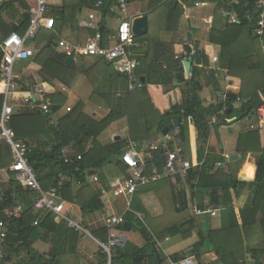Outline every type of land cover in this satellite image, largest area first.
I'll return each instance as SVG.
<instances>
[{"label":"crops","instance_id":"obj_1","mask_svg":"<svg viewBox=\"0 0 264 264\" xmlns=\"http://www.w3.org/2000/svg\"><path fill=\"white\" fill-rule=\"evenodd\" d=\"M2 1L3 0H0L1 4ZM37 1L38 0H36V3L32 4L28 0H25L29 7L32 5L35 6ZM48 1L53 9L56 8V11L51 14L56 20L59 18V12H61L65 6V0ZM83 1L88 2L90 0ZM120 1L121 0L118 2ZM218 1L222 3L220 9L217 8V3H211L209 0H196V3L191 7L186 6L184 8L183 17L180 19L178 25L174 24L171 26V30H166L165 27H162V24L155 26V24L151 22V26H149V23V27L147 26L148 32L150 30L149 36H147L148 33L141 37L135 36V41L139 46L136 50V54L138 58L142 60L141 67L137 70L138 76L141 79L145 78V96L150 97L153 104L151 107L152 110L149 112V114H151L149 116L151 123H147L146 128L141 126L137 128L136 131L132 130L128 113L131 109L141 107L142 104L138 99L140 92L130 91L129 77L120 71L119 66L116 64H110L98 58H84L69 65L66 63L67 59L55 53L54 60L56 62H63L66 66L71 68L70 72H72V76L69 78V83L71 84L70 89H66L63 84L57 81H55V83L43 82L42 78L37 73L33 74V77L29 76L26 80L24 79L26 86L45 85L48 91L53 95L56 93H64L67 95V101L64 105L49 116L51 125L55 128L58 127L56 125H59L60 120L70 114L79 104L83 105L85 115L98 122L106 119L112 112L119 113L122 116L97 138V141L103 148L112 152L120 149L121 154L110 157V163L101 171L95 174L89 173L85 184L72 183V194L68 197L72 198L75 202L80 200L79 202L84 203L88 201L92 192H97L99 194V201L101 202L102 191L106 190L109 194V201L112 203L105 206L103 202H101L103 205L101 210L84 215L77 204L70 202V199L62 195L63 187L59 193V198L61 202L64 203L62 216L48 210L38 212L34 210L35 220L38 219L40 225L47 216L52 213L56 225L67 224V228L75 233L76 237H74L71 242L70 253L61 258V264H101L103 254L98 244L107 240L106 220L112 215L127 214L128 212L126 199L115 198L113 196V190L126 179V172L122 171L118 164L121 162L120 157L123 151L131 141L155 142L165 134H176V139L184 150V159L190 162L194 169L204 168L207 164V159L211 157L215 159V161L209 164L212 167L211 174H216L221 170L235 178L238 182L247 184V187L242 190L236 203L235 209L238 212V216L240 211H244L251 206L252 188L249 185L256 179L257 163L260 159V154L257 153L259 152L257 150L259 148L264 149L263 114L257 113L253 114V116L245 114L240 117L239 121L231 125L221 126L218 125L220 120L217 116L209 115L206 119V122L209 124V138L207 143L203 144L199 141L198 132L195 127H193L190 129V141L187 150L181 141L177 121L172 120L162 131L159 130L162 121L166 120L164 119L165 114L171 111L172 93H175L176 90L180 92V89L187 91L186 87L190 80L191 69L193 67L200 68V75L197 81L203 87L200 98L205 107L210 108L211 105H213L217 112V108L225 103L230 93L229 86L231 80L230 83L227 84L222 74H220V77L217 79L214 77V72L217 68L227 69L229 71V62L223 59L222 47L220 44H213L211 38L214 29L225 30L226 25L236 24L231 21V17L236 16L235 13H229L225 8L237 0ZM130 7H135L132 12H139L141 16L147 17L143 10V0H134L128 3L127 10ZM15 8V14L13 11L2 13V16L9 24H19L22 14L25 13V10L19 3L15 4ZM93 11H96L97 19L100 21L102 14L99 9L85 8L78 15V22L82 25L88 24L89 15ZM135 13L132 14L134 15ZM13 15L16 16L13 18ZM123 15H125V17ZM126 17H128L127 13L122 14L119 11L118 3L116 6V13L113 16H109L105 22L107 24V27H105L107 34H114L119 24L126 19ZM190 24L192 27L198 29L197 36L193 38L192 42L188 40ZM70 30H72V28L69 24L64 28L63 34L69 36V33L71 34ZM70 36L74 39L76 35L72 33ZM61 39L68 41L64 37ZM261 45L264 52V39L262 37ZM187 47H191L193 49L191 52L194 54L188 59L195 57L196 49H200L204 55L202 66L193 64L190 72H188L186 68L183 69L184 63L188 59H176V56H180V58L183 57L184 52L187 51ZM213 57L218 58L217 63L213 62ZM19 66L21 71L19 74L23 75V69L21 65ZM76 66L77 68H75ZM180 76H182L183 80ZM232 81L235 94L240 95L243 83L242 80L239 78H232ZM3 83L5 84V82ZM238 98L240 99L241 97ZM65 107L67 108L64 112ZM241 107L242 102H238L237 100L234 104V108L236 111H239ZM26 110L27 108L25 107L17 108V111L23 112ZM146 134L148 135L147 137L140 140L136 139ZM247 134L258 135V139L256 140L259 144L256 143V145L253 146L251 142L247 144V148L244 147V149H240L239 139L241 136H246ZM39 139L44 141L43 136ZM25 141L30 143L31 147L36 144V141H32V145L29 139ZM92 146V142L89 143L87 151L92 149ZM78 148L79 146L75 144L64 148L63 154L65 159L82 156ZM201 149H204V156H202L203 159L200 161L198 156ZM245 149L246 152L244 151ZM218 163L222 164V166L218 169H214ZM95 177L99 178L98 182L94 180ZM65 178L67 179L64 182V186L72 182L69 177ZM13 180H16L15 174L10 172V169L0 171V186L3 192H9L12 189ZM85 191L86 193L83 194ZM14 196L16 200H19V195L15 194ZM211 199L212 195L210 189H201L195 192L187 183V179L184 176H179L176 180L165 179L141 187L132 200V207L134 204H139L138 206L141 211H134L131 207V212L133 211L134 214L137 213L142 216V218L139 219L146 225L148 236L153 238V241L148 245L147 239L144 238L141 233L137 231L128 232L120 228L129 239L123 251V259L120 264H164L166 261H168L169 264H183L185 261H191L192 264H205V259L209 260L207 264H215L218 259L215 252L203 255L200 258L195 257L191 253L194 245L199 242V236L202 232L208 234L209 232H220L223 229V208L222 206L216 207V204ZM56 203L58 202L56 201ZM182 203H185L186 207L189 208L190 215L197 222V227L193 231L192 237L189 239H184L182 237H167L164 240L157 239L155 229L162 230L164 228L162 224L163 221L161 220L168 212L172 213L175 210H179ZM198 210L202 211V213L198 214ZM66 219L78 223L82 230L79 231L71 228ZM33 223L32 227H34ZM203 223L207 224V230L204 229ZM51 236L52 234L43 237L32 245V250L38 259L41 257L48 258L50 256L52 250ZM85 237H88L95 243V249H93L90 243L84 241ZM152 243L156 245L160 258H157L156 255H150L154 253ZM3 247L6 256V252L8 251L6 241ZM244 247L246 248V254L245 261H243L242 264H254L255 259L253 257V251L264 249V237L260 228L256 232L255 237H253L250 242L246 243ZM145 248L147 249L146 259L139 261L137 258L138 256H135V254ZM173 256H184L185 260L175 263L172 260ZM259 258L264 264L263 254H261ZM29 260H34V257L28 252H23L21 255L14 257L13 261L9 263L6 262V264L28 263Z\"/></svg>","mask_w":264,"mask_h":264},{"label":"trees","instance_id":"obj_2","mask_svg":"<svg viewBox=\"0 0 264 264\" xmlns=\"http://www.w3.org/2000/svg\"><path fill=\"white\" fill-rule=\"evenodd\" d=\"M118 1L90 0L84 2L83 0H65V6L59 12V18L55 20L54 31L41 30L34 42H28V46L35 43L38 53L29 60L20 63L24 79L26 80L29 76L33 77V74L37 73L43 82L55 83L57 81L63 84L66 89H70L71 68L63 62L60 63L54 60L55 52L50 45L54 40L63 37L73 44H85L88 37L94 36L98 30L97 28H89L88 24H80L77 18L83 9H94L99 2H102L99 11L102 14L103 21L98 28L106 35L105 27H107V24L105 22L109 16L116 13ZM126 1L131 3L134 0ZM209 1L217 3L218 9L222 7V3L218 0ZM16 3L21 5L25 13L22 14L19 24H9L2 13L13 11L15 14ZM194 3H196V0H143V10L148 17L149 26H151V18L157 16L160 25L162 24V27H165L166 30H171V26L178 25L183 17L184 8L186 6L191 7ZM225 9L229 13H235L238 23L226 25L225 30L214 29L211 38L213 44H220L223 59L229 62L228 69L231 84L229 86L230 93L225 103L217 108V112H213L211 108L204 106L200 98L203 87L197 81L200 68L193 67L186 87L187 91L180 89L179 92V90L174 89L176 92L172 93L171 111L165 114L164 119L166 120L162 121L159 128L162 131L172 120L177 121L179 125L182 123L179 127V134L186 150L189 148L190 129L193 127L198 132L199 141L203 144L207 143L209 138L207 116H217L220 120L218 124L220 126L231 125L239 121L242 115L253 116L252 111L257 110L262 104L258 92L264 88V52L259 36L260 28L257 25L261 15L257 10V0H237ZM30 10L31 7L26 4L25 0H11V2L4 5L0 3V67L4 55L1 48L2 43L12 33L25 36L30 27ZM15 16L13 15V18ZM69 24L72 28L70 30L71 34L76 35L74 39L70 36V33L69 36L63 34L64 28ZM149 35L150 30L147 36ZM186 49L190 52L193 50L191 47ZM139 61L142 64V60L139 59ZM232 78H239L243 82L240 95L235 94ZM25 84L21 88L22 93H26L29 89ZM5 88L6 85L0 82V94L5 92ZM138 92H140L138 99L142 105L140 108L129 110L128 113L134 131L141 126L146 128L147 123H151L149 112L153 106L151 98L145 96V88ZM238 97H241L242 107L239 111H236L234 104L239 99ZM4 98V95H0V111L4 105ZM245 99L250 100V102L245 104L243 102ZM48 100L52 112H55L67 101V95L64 93L53 95L49 92ZM182 111H184V115L181 114ZM12 116L10 126L16 132L17 137L23 141L26 139L31 142L36 141L35 145L32 142L33 147L32 153L29 155V162L36 170L38 181L44 192H49L52 187H56L62 177H69L72 182L66 184L62 192V195L68 198L72 194V183L85 184L89 173L95 174L101 171L110 163V157L121 154L120 149L112 152L103 148L97 141V138L112 123L122 117L119 113L112 112L106 119L98 122L85 115L83 105L79 104L70 114L60 120L57 128L51 125L49 116H44L29 109L22 112L17 111L16 108ZM41 136H43L44 141L39 139ZM147 136V134L141 135L136 139L140 140ZM256 139H258V135L255 134L241 136L239 148H247V144L251 142L255 146L258 143ZM91 142L92 149L87 151V147ZM28 144L31 146L30 143ZM72 144L79 146V153L82 154L81 161L70 163L65 159L63 150ZM244 151L246 152V149ZM257 151H259L257 153L260 154V159L257 163L256 179L249 185L252 188V203L249 208L240 211L239 216L235 207L242 190L247 187V184L238 182L221 170L216 174H211L212 167L209 164L215 161L211 157L207 159L204 168H193L188 172L187 183L192 190L196 192L201 189H210L211 200L216 204V207L222 206L223 208V229L220 232H209L208 234L202 232L199 236V242L192 248L191 253L195 257L200 258L203 255L215 252L218 257V264H242L245 261V244L255 237L259 228L264 237V149L259 148ZM202 156H204V149L199 151L200 161L203 159ZM13 158L11 148L4 142H0V171L9 170L14 163ZM118 166L126 172V168L121 162ZM85 193L86 191L83 194ZM15 194L19 195V200L13 197ZM91 195L88 201L84 203L79 202L80 200L75 202L72 198L68 199H70V202L77 204L81 212L86 215L101 210L103 207L99 201V194L92 192ZM40 197L38 192L26 188L22 182L17 180L12 181V189L9 192H3L0 186V223H5L8 231L6 240L8 251L5 258L0 259V264L13 261L14 257L21 255L23 252H28L34 257V260L22 264H61V258L70 253V245L76 237L75 233L67 228V224L56 225L52 213L47 216L39 227H32L35 220L34 206ZM20 205L23 207L21 211L19 210ZM138 205L134 204L132 210L141 211ZM125 219L126 223L122 226V229L128 232L137 231L141 233L147 239V244L150 245L149 243L153 241V238L148 236L147 227L141 219L133 211L127 212ZM161 221H163L164 228L162 230L154 228L156 237L159 240H164L167 237L189 239L197 227V222L190 215L189 208L186 207L185 203L181 204L179 210L172 213L168 212ZM50 234H52L50 256L38 259L32 250V245ZM123 251L124 249L116 251L115 261L117 264H120L123 259ZM146 253L147 249L145 248L137 252L135 256H138L139 261L144 260L146 259ZM261 254L264 256V249L253 251L254 264H263L259 258ZM172 260L178 263L185 260V257L173 256ZM104 261L103 256L101 264H104Z\"/></svg>","mask_w":264,"mask_h":264},{"label":"built area","instance_id":"obj_3","mask_svg":"<svg viewBox=\"0 0 264 264\" xmlns=\"http://www.w3.org/2000/svg\"><path fill=\"white\" fill-rule=\"evenodd\" d=\"M102 2L97 3L96 9H100ZM128 2L121 0L119 2V11L122 14L127 13ZM257 10L260 12V18L257 23L260 28L259 36L264 38V0H257ZM54 12L53 7L48 0H38L36 6L31 7L30 27L25 36L18 33L10 34L2 43L3 59L0 67V82H5L6 90L4 92V105L0 111V142H4L9 146L13 153L14 163L10 167V172L15 174L17 181L40 194V199L34 206L35 211L48 210L62 216L64 203L59 198V193L64 187L67 178L62 177L56 187H53L49 193L44 192L39 181L38 175L34 167L29 162V155L32 153V147L17 137L16 132L10 126L12 115L18 107H25L31 111L38 112L44 116H50L52 109L49 105V91L45 85L28 86L26 93L21 92L24 85V77L22 74H16L17 64L27 61L34 57L38 51L35 45L28 46V42H34L41 30L54 31L56 22L51 16ZM141 17L139 12L133 16L124 19L114 34L108 33L104 35L99 30V24L103 18L98 21L96 11H93L88 18V27L97 28V33L89 37L85 44H73L62 39H56L50 45L51 49L63 56L65 59H72L77 62L84 58H98L107 63L116 64L120 71L126 74L130 80V91L136 92L144 89L145 84L137 74V70L141 67V63L136 54L138 44L135 41L133 32L134 21ZM231 21L237 23V17L232 16ZM193 52L186 51L183 57L176 56V59H188ZM213 62L217 63L218 58L213 57ZM220 74L224 76V81L229 84L230 76L227 69L217 68L214 77L217 79ZM258 96L262 104L257 109V113L264 115V89L258 92ZM238 102H242L238 99ZM248 104L250 100H244ZM181 114H185L184 111ZM216 121V120H215ZM182 125V123L180 124ZM178 124V127H180ZM58 126V124L56 125ZM177 135L165 134L155 142H137L131 141L121 155V162L126 168V179L113 190L115 198H125L127 201V211L131 212L132 200L136 196L137 191L146 185L156 183L165 179L176 180L179 176L188 177V172L193 169L190 162L183 157L184 150L176 139ZM82 156L76 158H66L70 163L81 161ZM222 164L218 163L214 169H218ZM96 182L99 178L95 177ZM13 197H15L13 195ZM101 202L105 206L110 205L109 194L106 190L102 191ZM56 201L58 203H56ZM61 202V203H59ZM23 207L20 205L19 210ZM198 214L202 211L198 210ZM138 218H142L140 214L135 213ZM126 214L112 215L106 220L107 240L99 243L102 254L105 258L104 264H117L115 261L116 251L126 248L129 239L120 228L126 223ZM71 228L82 230L81 226L66 219ZM40 225L37 219L33 223L34 227ZM0 259L5 258L4 244L7 240L8 231L5 223H0ZM185 263L192 264L191 261Z\"/></svg>","mask_w":264,"mask_h":264},{"label":"water","instance_id":"obj_4","mask_svg":"<svg viewBox=\"0 0 264 264\" xmlns=\"http://www.w3.org/2000/svg\"><path fill=\"white\" fill-rule=\"evenodd\" d=\"M7 2H10V0H3L2 4H6ZM148 19L146 16H141L138 17L133 24V32L135 34V36L137 37H141V36H145L148 33ZM190 27V33L188 35V40L190 42L193 41V38L197 36L198 33V29L194 28L191 26V24L189 25ZM203 52L200 49H196L195 50V57L194 58H190L188 59L183 66V69L186 68V70H188V72H190V69L192 68L193 64L197 65V66H202L203 64ZM67 64H72L73 60L72 59H68L66 61ZM182 69V70H183ZM180 78L183 80L182 76H180ZM141 81L143 83H145V78H142ZM214 112H216L215 107L213 105H211L210 107ZM257 110L252 111V114H257L256 112ZM237 159V157H236ZM203 227L205 230H207V224L203 223ZM153 249H154V253H151L150 255H156L157 258H160V254L158 253V250L156 249V245L154 243H152Z\"/></svg>","mask_w":264,"mask_h":264},{"label":"rangeland","instance_id":"obj_5","mask_svg":"<svg viewBox=\"0 0 264 264\" xmlns=\"http://www.w3.org/2000/svg\"><path fill=\"white\" fill-rule=\"evenodd\" d=\"M29 2H31L32 4L33 3H36V0H28ZM36 6V5H35ZM31 7H33V5L31 6ZM135 7H130V8H128V10H127V16L128 17H131L133 14L132 13H135V12H132L133 11V9H134ZM54 11H56V8H54ZM132 14V15H131ZM124 17H125V15H123ZM128 17H126V18H128ZM151 22H153V24H155V26H157L158 24H160L159 23V19L157 18V16H154V17H152L151 18ZM32 45H35V43H33ZM20 64H17V66H16V69H15V72L14 73H16V74H19V72H21L20 71V69H19V66ZM75 68H77V66L75 67ZM60 87H62V86H60ZM66 108L67 107H65V110H64V112L66 111ZM224 127H226V126H224ZM225 129V128H224ZM227 130V129H226ZM110 170H111V168H110ZM4 186V185H3ZM207 219H209L208 217H206ZM84 241L85 242H87V243H90L91 245H92V247H93V249H95L96 248V245H94L95 243H93L88 237H85V239H84ZM178 241V240H177ZM175 242V241H174ZM207 261H209L208 259H205V264H207ZM164 264H169V262L168 261H166ZM215 264H218L217 262H215Z\"/></svg>","mask_w":264,"mask_h":264},{"label":"bare ground","instance_id":"obj_6","mask_svg":"<svg viewBox=\"0 0 264 264\" xmlns=\"http://www.w3.org/2000/svg\"><path fill=\"white\" fill-rule=\"evenodd\" d=\"M183 264H188V263H183Z\"/></svg>","mask_w":264,"mask_h":264}]
</instances>
